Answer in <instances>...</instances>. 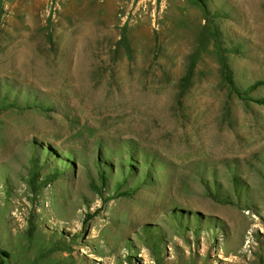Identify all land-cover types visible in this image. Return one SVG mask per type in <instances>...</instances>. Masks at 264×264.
Masks as SVG:
<instances>
[{
  "label": "rangeland",
  "instance_id": "rangeland-1",
  "mask_svg": "<svg viewBox=\"0 0 264 264\" xmlns=\"http://www.w3.org/2000/svg\"><path fill=\"white\" fill-rule=\"evenodd\" d=\"M0 264H264V0H0Z\"/></svg>",
  "mask_w": 264,
  "mask_h": 264
},
{
  "label": "trees",
  "instance_id": "trees-1",
  "mask_svg": "<svg viewBox=\"0 0 264 264\" xmlns=\"http://www.w3.org/2000/svg\"><path fill=\"white\" fill-rule=\"evenodd\" d=\"M221 70H222V76L225 82L229 84V86H231V88L235 90L234 83L232 80V71L229 68V66L226 64L224 59H221ZM7 106H10V105H7Z\"/></svg>",
  "mask_w": 264,
  "mask_h": 264
},
{
  "label": "bare ground",
  "instance_id": "bare-ground-1",
  "mask_svg": "<svg viewBox=\"0 0 264 264\" xmlns=\"http://www.w3.org/2000/svg\"><path fill=\"white\" fill-rule=\"evenodd\" d=\"M199 162V161H198Z\"/></svg>",
  "mask_w": 264,
  "mask_h": 264
}]
</instances>
